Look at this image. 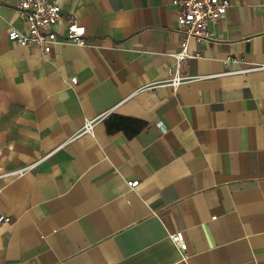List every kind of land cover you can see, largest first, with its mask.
I'll use <instances>...</instances> for the list:
<instances>
[{
  "label": "crops",
  "instance_id": "0c3cea01",
  "mask_svg": "<svg viewBox=\"0 0 264 264\" xmlns=\"http://www.w3.org/2000/svg\"><path fill=\"white\" fill-rule=\"evenodd\" d=\"M18 1L0 0V264H264V0L189 42L200 79L176 90L173 0H57L48 56L7 38Z\"/></svg>",
  "mask_w": 264,
  "mask_h": 264
},
{
  "label": "built area",
  "instance_id": "2783aa9c",
  "mask_svg": "<svg viewBox=\"0 0 264 264\" xmlns=\"http://www.w3.org/2000/svg\"><path fill=\"white\" fill-rule=\"evenodd\" d=\"M172 4L178 10V32L182 34V41L181 52L174 55L176 67L168 70L171 78L167 85L176 90L183 83L200 79L199 76L194 77L181 73L182 63L197 57V54H190L189 42L191 40L210 42L213 39V34L209 31L210 25L223 19L233 3L231 0H173ZM15 9L17 15L27 25V32L12 29L8 32L7 38L18 46L36 47L48 56L51 53L52 46L58 41L55 27L62 21V9L57 0H19ZM67 22L65 40L76 46H86L85 26L74 20H68ZM255 69H264V66H258ZM70 81L73 85L78 83L76 78H72ZM93 127V122H86L83 132H92ZM35 165L24 167L8 175H21L25 170L34 168ZM128 184L132 189L139 186L138 181H129ZM10 221L11 217L0 215V224H8ZM170 239L181 253L186 252L188 244L184 240L183 232L171 234Z\"/></svg>",
  "mask_w": 264,
  "mask_h": 264
}]
</instances>
